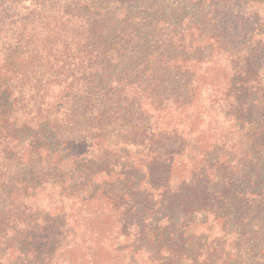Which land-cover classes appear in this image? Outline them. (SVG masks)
Masks as SVG:
<instances>
[{"label":"trees","instance_id":"obj_1","mask_svg":"<svg viewBox=\"0 0 264 264\" xmlns=\"http://www.w3.org/2000/svg\"><path fill=\"white\" fill-rule=\"evenodd\" d=\"M0 264H264V0H0Z\"/></svg>","mask_w":264,"mask_h":264}]
</instances>
